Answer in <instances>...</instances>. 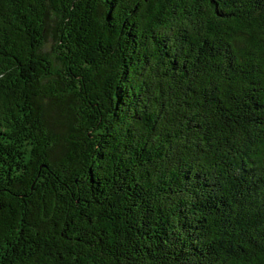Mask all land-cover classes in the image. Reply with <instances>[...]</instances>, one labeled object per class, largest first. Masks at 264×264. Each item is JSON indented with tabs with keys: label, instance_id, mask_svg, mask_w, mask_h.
Segmentation results:
<instances>
[{
	"label": "trees",
	"instance_id": "obj_1",
	"mask_svg": "<svg viewBox=\"0 0 264 264\" xmlns=\"http://www.w3.org/2000/svg\"><path fill=\"white\" fill-rule=\"evenodd\" d=\"M0 264H264V0H0Z\"/></svg>",
	"mask_w": 264,
	"mask_h": 264
}]
</instances>
